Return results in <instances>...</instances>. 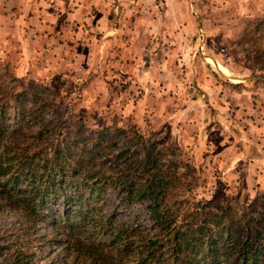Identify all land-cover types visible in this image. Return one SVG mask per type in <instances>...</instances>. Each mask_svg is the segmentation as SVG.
Returning <instances> with one entry per match:
<instances>
[{
    "label": "rangeland",
    "instance_id": "obj_1",
    "mask_svg": "<svg viewBox=\"0 0 264 264\" xmlns=\"http://www.w3.org/2000/svg\"><path fill=\"white\" fill-rule=\"evenodd\" d=\"M0 77L14 88L6 127L33 132V145L47 142L40 130L62 157L100 144L98 170L128 138L132 152L139 137L156 143L181 224L264 205V0H0ZM86 196L82 211L117 218L133 238L159 232L147 202L114 187ZM52 222L0 205V264H61Z\"/></svg>",
    "mask_w": 264,
    "mask_h": 264
},
{
    "label": "trees",
    "instance_id": "obj_2",
    "mask_svg": "<svg viewBox=\"0 0 264 264\" xmlns=\"http://www.w3.org/2000/svg\"><path fill=\"white\" fill-rule=\"evenodd\" d=\"M13 92L11 85L0 84V205L28 213L35 225L54 221L57 228L53 243L65 252L61 264H231L232 260L237 264H264V205L253 203L249 211L232 218L231 209L221 210L222 214L198 211L197 215H186L181 224L177 219L180 210L169 202V175L156 143L142 142L139 137L140 151L132 152L129 143L135 138H128L113 164L104 160L96 170L97 156L103 157L100 144L86 152L88 158L76 159L69 151L62 157L64 148L54 145L46 130L37 134L47 142L38 139L40 144L36 146L30 143L33 132L6 127ZM28 96L27 92L23 94L25 99ZM24 109L20 123L27 116ZM50 144L55 147L53 153L43 157ZM129 161L135 162L131 165ZM109 187L124 199L147 202L159 232L133 238L136 229L124 228L125 223L117 218H98L96 209L82 211L87 190L101 194ZM60 201L63 210L49 207L51 202ZM77 212H82L81 223L76 221ZM98 237L101 240L96 241ZM13 264L30 261L18 259Z\"/></svg>",
    "mask_w": 264,
    "mask_h": 264
}]
</instances>
